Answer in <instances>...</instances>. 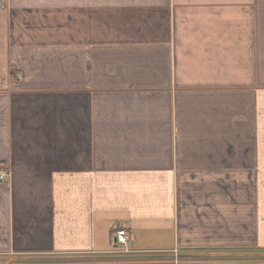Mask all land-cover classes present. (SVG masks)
I'll list each match as a JSON object with an SVG mask.
<instances>
[{"label":"crops","instance_id":"1","mask_svg":"<svg viewBox=\"0 0 264 264\" xmlns=\"http://www.w3.org/2000/svg\"><path fill=\"white\" fill-rule=\"evenodd\" d=\"M0 173V264H264V0H0Z\"/></svg>","mask_w":264,"mask_h":264},{"label":"built area","instance_id":"2","mask_svg":"<svg viewBox=\"0 0 264 264\" xmlns=\"http://www.w3.org/2000/svg\"><path fill=\"white\" fill-rule=\"evenodd\" d=\"M7 174L6 173H0V181H7ZM130 233L125 229H116L112 233V237L114 239V247L116 248L114 251L116 253H120V255H124L128 253L127 245L130 241Z\"/></svg>","mask_w":264,"mask_h":264},{"label":"trees","instance_id":"3","mask_svg":"<svg viewBox=\"0 0 264 264\" xmlns=\"http://www.w3.org/2000/svg\"><path fill=\"white\" fill-rule=\"evenodd\" d=\"M105 257H101V259H104Z\"/></svg>","mask_w":264,"mask_h":264}]
</instances>
